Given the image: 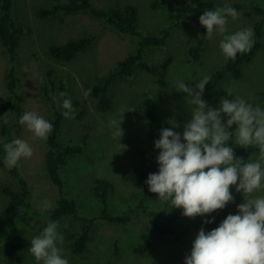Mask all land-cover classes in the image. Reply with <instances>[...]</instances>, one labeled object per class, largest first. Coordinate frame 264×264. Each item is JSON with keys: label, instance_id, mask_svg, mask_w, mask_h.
Segmentation results:
<instances>
[{"label": "rangeland", "instance_id": "1", "mask_svg": "<svg viewBox=\"0 0 264 264\" xmlns=\"http://www.w3.org/2000/svg\"><path fill=\"white\" fill-rule=\"evenodd\" d=\"M56 1L69 0H14L13 14L25 33L17 61L18 91L23 99L20 113L14 114L10 132L11 139L19 136L28 140L33 147V155L22 159L17 166L20 175L27 179L32 189L33 208L30 215L33 220L27 224L23 212L11 209L4 188H15L16 181L7 169L0 166V221L6 224L4 230L0 231V264H5L3 250L12 231H15L23 246L24 264H37L27 249L30 239L51 220L48 214L60 197L47 171V138H33L18 123L19 116L29 110H35L51 121L53 110L42 94V86L49 79L66 84L77 108L75 117L65 121L61 143L79 144L84 148L81 155L72 158L61 170L65 195L76 200L81 218L69 216L58 221L59 230L64 234L62 247L70 264H184V256L190 251L191 241L202 225L199 216L193 217L194 222L181 241L163 237L149 253L138 255L134 252V248L147 239L153 220L164 219L174 212L183 216L180 208H172L171 205L161 208L162 205L155 201L157 194L145 191L141 179L134 172L137 166L153 168L157 164L155 157L159 151L153 144L159 134L147 117L145 99L154 98L166 126L171 127L169 121L175 120L178 125L175 130L181 132L191 114L185 103L186 94L170 86L175 79H186L187 84L194 85L195 81L189 79L202 74L211 77L216 71L222 70L225 78L220 85L213 91L203 93V99L210 105L215 106L221 96L231 98L225 90L227 88L253 101L264 102V38L263 47L250 63L244 65L243 76L234 79L226 71L224 59L220 55V35L206 38L199 61L191 57V47L202 36V25L198 19L201 14L187 15L178 21L174 13L179 5L190 0H91L94 7L101 10L114 7L124 9L134 5L139 13V26L145 34L157 35L165 29H169L170 33L165 45L147 49L132 77L115 82L111 93L113 107L103 112L92 92L84 97L82 89L92 88L97 78L107 75L119 61L133 53L136 40L107 26L89 12L63 18L43 19L37 15L39 8L48 7ZM213 1L217 6L230 3L242 4L247 8L240 10L242 15L237 20L229 19L228 32L240 28L253 30L256 23L264 18V13L256 11L257 7L264 9V0ZM83 36L96 37V40L90 49L72 62H59L50 57V45L63 44ZM11 65L0 42V102L8 97L6 74ZM122 104L133 109L123 113L121 127L124 132L120 143L126 147L121 150L118 139L110 134L107 121ZM3 115L5 113L0 112V116ZM2 139L0 133V141ZM97 180H107L113 185L109 203L113 215L136 211L131 213L128 222L111 223L102 217L103 203L94 192ZM230 191L237 203L243 201V195L235 192L234 186H230ZM141 202L144 205L139 208ZM87 226H91V239L86 250L76 254L73 243Z\"/></svg>", "mask_w": 264, "mask_h": 264}, {"label": "clouds", "instance_id": "2", "mask_svg": "<svg viewBox=\"0 0 264 264\" xmlns=\"http://www.w3.org/2000/svg\"><path fill=\"white\" fill-rule=\"evenodd\" d=\"M242 13L230 3L206 9L199 16L208 38L220 35L218 47L224 61L234 60L238 54L248 52L254 44L255 33L251 28L228 32L229 19L235 21ZM189 85L186 79H175L170 85L177 92L185 93V103L190 119L183 130L175 120L171 127H161L153 142L158 149L155 157L157 171L150 172L144 183L157 194L155 201L162 207L180 208L182 215L202 218V225L191 241L184 264H264V102L253 101L225 89L228 96H221L215 106L203 99L210 75L202 74ZM92 88L82 89L88 97ZM51 100L61 109L64 118H73L77 108L73 99L64 91L52 95ZM133 108L122 104L107 121L111 136L120 143L124 130L123 113ZM8 122L7 114L0 116V123ZM33 138L46 139L53 130L51 121L35 110L24 111L18 118ZM235 146L256 150L254 158L237 156ZM3 151L0 163L8 169L18 166L22 159L33 155L28 140L17 136L0 145ZM230 186L243 195L236 204V211L229 212L218 225L211 224L216 210L235 202ZM208 214V215H206ZM64 234L56 220L46 225L30 239L28 252L37 264H70L62 247Z\"/></svg>", "mask_w": 264, "mask_h": 264}, {"label": "trees", "instance_id": "3", "mask_svg": "<svg viewBox=\"0 0 264 264\" xmlns=\"http://www.w3.org/2000/svg\"><path fill=\"white\" fill-rule=\"evenodd\" d=\"M238 11L246 10L247 8L242 4H231ZM14 0H0V42L4 48L5 55L10 60L11 67L6 74V87L8 90V97L6 100L0 102V112L7 114L8 122L1 123L0 133L2 141L0 145L11 140L10 128L14 123V114H19L21 111L22 95L18 91V53L21 45L22 37L25 33L24 28L19 24L13 14ZM218 7L213 0H190V2L179 5L175 10V18L179 21L187 15L202 14L206 9H213ZM258 13H264L263 8H256ZM89 12L94 17L101 19L107 26L113 27L118 32L124 35H129L136 40V49L129 54L125 59L119 61L107 75L99 77L92 85V94L97 100L98 107L101 111L107 112L113 107L112 87L117 80L127 79L132 77L138 69L140 63L145 57L146 51L150 47L163 46L166 44L170 35L169 29L161 31L159 34H145L139 26V13L134 5H129L126 8L114 7L110 10H101L94 7L91 0H69L68 2L56 1L48 7L39 8L37 15L40 18H63L66 16L77 15L80 13ZM254 44L252 48L243 54H238L234 60L224 61L226 71L231 74L234 79H240L243 76V67L250 63L257 55L258 51L263 47L264 38V18L256 23L253 29ZM206 29L202 26V36L191 47L190 55L195 61H199L204 51L206 38L204 35ZM96 37L83 36L71 39L63 44H53L49 46L50 57L59 62H72L80 54L90 49ZM225 73L222 70L216 71L205 86V91H213L224 80ZM57 91H64L68 93L66 84L63 82L57 83L53 79H49L42 86V94L45 101L53 110V117L51 122L53 130L47 137L46 162L47 171L53 185L58 189L60 197L57 200L56 206L49 212L51 220L62 221L63 219L73 216L79 217V207L76 200L71 199L65 195L64 180L61 175V170L72 158H76L84 151L82 145L79 144H62L60 136L62 134L65 121L61 114V109L52 102V95H56ZM69 95V93H68ZM145 111L147 117L159 134L161 127H167L160 116L156 101L152 97L145 99ZM235 153L237 156L247 158L256 154L255 149H245L243 147L235 146ZM3 151L0 149V160H2ZM0 166L7 169L13 179L16 181V187L4 188V194L9 200L11 209L14 212H23L25 214V222L31 224L33 216L30 215L32 205V189L29 182L20 175L18 167L13 169L6 168L3 163ZM157 164L153 168L147 169L143 166H137L134 169L135 174L141 179L145 191L148 186L144 183L148 173L157 171ZM113 185L107 180H97L94 186L95 195L101 199L103 203L102 217L111 223H126L131 218L133 210L123 215H113L109 208L110 193ZM235 202H230L226 208L216 210L211 215L216 217L211 224H205L207 230L218 225L229 212L236 211ZM144 204L141 202L140 207ZM153 213V212H152ZM87 221V219H83ZM191 223H187L188 221ZM193 218L180 216L177 212L167 216L164 219H155L151 223L147 239L134 248V252L138 255H145L149 253L155 246L156 242L163 237H172L176 242L181 241L187 231L188 227L193 223ZM202 224V220L200 221ZM4 221H0V231L4 230ZM75 237V236H73ZM91 239V226H87L82 234L76 237L73 243V248L76 254H82ZM118 251L116 252V255ZM5 264H24L25 253L23 246L18 240L15 231L10 232L8 242L3 250Z\"/></svg>", "mask_w": 264, "mask_h": 264}]
</instances>
